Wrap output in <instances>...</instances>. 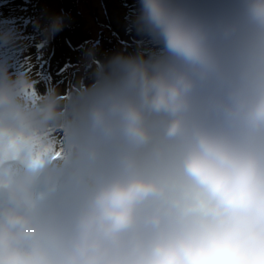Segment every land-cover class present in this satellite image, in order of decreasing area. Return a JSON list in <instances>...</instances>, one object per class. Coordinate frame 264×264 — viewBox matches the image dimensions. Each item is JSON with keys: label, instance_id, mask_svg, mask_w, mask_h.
Segmentation results:
<instances>
[{"label": "clouds", "instance_id": "obj_1", "mask_svg": "<svg viewBox=\"0 0 264 264\" xmlns=\"http://www.w3.org/2000/svg\"><path fill=\"white\" fill-rule=\"evenodd\" d=\"M139 3L70 101L0 64V264H264V0Z\"/></svg>", "mask_w": 264, "mask_h": 264}, {"label": "rangeland", "instance_id": "obj_2", "mask_svg": "<svg viewBox=\"0 0 264 264\" xmlns=\"http://www.w3.org/2000/svg\"><path fill=\"white\" fill-rule=\"evenodd\" d=\"M23 1L4 0L5 3L0 4V13L4 12L0 14V20L5 18L4 21L10 23L13 20L11 16L18 19L12 12L15 6L13 4H22ZM94 1L95 3L92 0H28L43 14L45 19L42 21L45 24L55 16L63 17V29L54 35L55 38L51 37L54 54L52 60L45 61L44 64L50 67L46 72L47 79L66 90L59 93L64 100L70 101L81 83L86 87L93 83L94 60L107 62L117 54L130 55L141 50L147 56L151 51L163 47L161 42L137 30L135 20L140 9L139 0ZM19 8L24 15L29 13L23 11L22 6ZM36 17L40 19L39 16ZM86 19L93 23L89 24ZM76 25H80V28H76ZM42 26L44 25H40ZM47 39L49 38L43 34L40 40ZM36 51L40 52V49ZM31 60L40 63L44 59L38 61L33 57ZM64 71L68 74L62 80ZM30 74L34 78L31 72ZM32 81L33 84H39L36 78Z\"/></svg>", "mask_w": 264, "mask_h": 264}, {"label": "trees", "instance_id": "obj_3", "mask_svg": "<svg viewBox=\"0 0 264 264\" xmlns=\"http://www.w3.org/2000/svg\"><path fill=\"white\" fill-rule=\"evenodd\" d=\"M96 2L98 3V1ZM2 3H5L4 0H0V4ZM14 3L16 4H13L15 6H13L12 12L18 19H14L11 16L13 20L10 23H6L4 21L5 18L0 20V24H2L0 25V64L6 65L8 71L13 75L24 69L29 70L39 82V84H33V88L37 93L43 94L50 88H55L58 93L60 91L64 93L65 89L54 84L53 80H49L46 77V72L50 67L49 65H45L44 62L52 60L54 55L51 49L53 48L52 38H55V36L46 41L40 40L44 34L43 29L47 25L42 21L45 17L40 11L35 9V4L32 5L28 0H24L22 4ZM21 6L23 11L29 12L27 15H24L20 10L19 7ZM67 15L70 17V14ZM36 16H39L40 19ZM86 21L89 24L93 23L90 19H86ZM42 24L44 26L40 27ZM76 28H80V25H76ZM6 33H10V36H6ZM37 49H40V52H37ZM33 57H36L38 61L44 60L37 63L36 60H31ZM67 74L68 72L64 71L62 80ZM34 78L32 77V79Z\"/></svg>", "mask_w": 264, "mask_h": 264}, {"label": "bare ground", "instance_id": "obj_4", "mask_svg": "<svg viewBox=\"0 0 264 264\" xmlns=\"http://www.w3.org/2000/svg\"><path fill=\"white\" fill-rule=\"evenodd\" d=\"M94 3H95V1L94 0H92Z\"/></svg>", "mask_w": 264, "mask_h": 264}]
</instances>
